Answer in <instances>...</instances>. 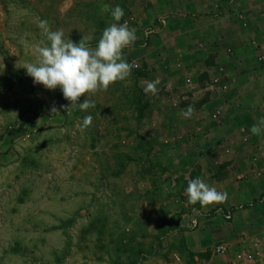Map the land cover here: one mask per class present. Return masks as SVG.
<instances>
[{
    "label": "rangeland",
    "instance_id": "rangeland-1",
    "mask_svg": "<svg viewBox=\"0 0 264 264\" xmlns=\"http://www.w3.org/2000/svg\"><path fill=\"white\" fill-rule=\"evenodd\" d=\"M131 1L0 0V264H160L174 251L192 262L264 229V186L242 184L253 171L228 163L217 133L207 144L203 136L218 101L203 90L210 82L203 57L169 53L172 44L158 56L145 22L123 50L138 67L107 91L81 96L78 103L96 104L87 111L27 75L34 47L50 46L40 20L65 40L89 37L94 48L114 22L112 8L130 24ZM153 81L156 97L143 91ZM86 115L93 122L82 130ZM197 177L226 191L227 202L188 204L185 189ZM170 230L176 247H163Z\"/></svg>",
    "mask_w": 264,
    "mask_h": 264
},
{
    "label": "crops",
    "instance_id": "crops-1",
    "mask_svg": "<svg viewBox=\"0 0 264 264\" xmlns=\"http://www.w3.org/2000/svg\"><path fill=\"white\" fill-rule=\"evenodd\" d=\"M129 7L134 15L129 27L135 28L137 38H141L138 32L146 22L149 29L143 32L150 34L152 42L156 40L158 56L167 57L166 48L172 44L169 53L205 59L200 65L206 68L210 82L203 90L211 97L218 94L211 110L215 121L206 127L203 135L206 144L217 133L225 144L223 154L228 163L253 171L242 184L258 180L264 186V134L256 136L250 131L264 118V3L261 0H133ZM154 10H158V21ZM142 12L147 18H140ZM146 46V42L139 44L141 50ZM198 62L195 61L197 67ZM213 79L224 88H209ZM247 196L241 194L243 198ZM170 232H173L171 236L163 238V247H176L173 235L177 233ZM251 235H264V229ZM146 262L154 264L149 260L133 264ZM159 262L168 264L162 258Z\"/></svg>",
    "mask_w": 264,
    "mask_h": 264
},
{
    "label": "clouds",
    "instance_id": "clouds-1",
    "mask_svg": "<svg viewBox=\"0 0 264 264\" xmlns=\"http://www.w3.org/2000/svg\"><path fill=\"white\" fill-rule=\"evenodd\" d=\"M101 10L107 12L109 6L102 5ZM124 14L119 5L111 9L114 22L103 30L94 48L89 45V37L83 36L79 43L69 38L65 40L63 30L52 31L47 20H40L39 27L44 31L50 46L34 47L36 62L24 67L27 75L33 79L34 84H41L48 90L59 88L73 108L78 106L81 111L95 108L94 101L87 98L78 103L79 98L100 90L107 91L117 81H125L132 69L138 67L128 63L123 56V50L137 40L135 28H130L127 21L119 23ZM158 83L147 82L143 87L144 93L158 96ZM53 111H57L55 106ZM193 112V106L189 105L181 114L191 118ZM92 122L93 117L86 115L82 120V130L89 128ZM250 131L256 136L264 134V118L258 120ZM185 196L188 204L199 202L201 207L223 204L228 200L226 191H218L199 177L188 180Z\"/></svg>",
    "mask_w": 264,
    "mask_h": 264
},
{
    "label": "built area",
    "instance_id": "built-area-1",
    "mask_svg": "<svg viewBox=\"0 0 264 264\" xmlns=\"http://www.w3.org/2000/svg\"><path fill=\"white\" fill-rule=\"evenodd\" d=\"M220 86L224 88L217 79L209 84V88ZM168 264H264V235L239 234L232 241L215 244L207 256L195 257L192 262L174 251Z\"/></svg>",
    "mask_w": 264,
    "mask_h": 264
}]
</instances>
